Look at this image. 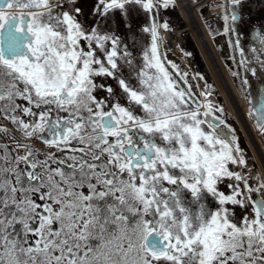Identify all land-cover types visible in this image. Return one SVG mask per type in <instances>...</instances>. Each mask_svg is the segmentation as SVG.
<instances>
[{
  "label": "snow or ice",
  "instance_id": "snow-or-ice-1",
  "mask_svg": "<svg viewBox=\"0 0 264 264\" xmlns=\"http://www.w3.org/2000/svg\"><path fill=\"white\" fill-rule=\"evenodd\" d=\"M253 2L198 7L264 138ZM170 6L0 0V264H264V168L169 58Z\"/></svg>",
  "mask_w": 264,
  "mask_h": 264
},
{
  "label": "bare ground",
  "instance_id": "bare-ground-1",
  "mask_svg": "<svg viewBox=\"0 0 264 264\" xmlns=\"http://www.w3.org/2000/svg\"><path fill=\"white\" fill-rule=\"evenodd\" d=\"M204 1H208L210 3L213 2V0H202L201 3H203ZM176 2L178 8L181 10L183 17L187 21L188 30L191 32L206 65L213 72L212 74L216 79V82L222 92L223 98L227 106L229 107L230 111L233 112V115L235 114L238 121L240 122L247 136V140L253 149V153L257 163L260 165V167L264 168V151L262 149L263 147H261V151L257 138L255 137L256 139H254L251 134L247 131L245 124L246 120L244 119L243 115L244 105L242 99L240 97H236V107L235 104H233V100H235V98L231 97L232 87L231 81L228 79L229 75L227 73V70L223 69L222 60L219 58L217 51L213 47L212 40L208 34L207 29L205 28L204 24H202L200 14L197 9L198 4L195 3L194 0H176ZM171 25L172 23H170V26ZM176 33L179 34L180 31H176ZM173 35L174 30L172 27L171 30H168L166 32V37L170 39V43L172 45L176 44V41L173 39ZM182 49L183 47L178 46V48H175L173 52H175L176 56L181 57ZM232 96L234 97V95Z\"/></svg>",
  "mask_w": 264,
  "mask_h": 264
},
{
  "label": "rangeland",
  "instance_id": "rangeland-1",
  "mask_svg": "<svg viewBox=\"0 0 264 264\" xmlns=\"http://www.w3.org/2000/svg\"><path fill=\"white\" fill-rule=\"evenodd\" d=\"M200 17H201V21L202 24H204L205 28L207 29L205 23H204V17H212L214 15L215 12L218 11V9H212V8H205L204 9V15H201V10H198ZM160 15L163 18H166L169 20V22H176V27L184 29L185 32L182 36V38L178 39L176 41V44L174 45V48H178V45H180L181 47L184 48L185 53H191V55H186V57H181L182 60H186L190 65H192V68L194 69V73L195 72H199V73H203L204 77L210 82V83H214L216 88H217V92H219L220 96H221V100L223 101V103H225L224 99H223V95L222 92L216 82L215 77L213 76V72L212 70L206 65L200 50L191 34V32L188 30V24L187 21L185 20V18L183 17L181 10L178 9L176 2H175V6H170L167 10H162ZM209 34V33H208ZM222 41V37L220 38ZM212 40V39H211ZM212 44L213 47L215 48V50L217 51V54L219 56V58L222 60V67L225 70L226 69V65L224 64V59H223V55L221 53V51L217 48L216 46V42H214L212 40ZM226 50V49H225ZM171 55V54H170ZM195 79L199 80L200 85L201 83H203V80L200 79L199 77H196Z\"/></svg>",
  "mask_w": 264,
  "mask_h": 264
},
{
  "label": "flooded vegetation",
  "instance_id": "flooded-vegetation-1",
  "mask_svg": "<svg viewBox=\"0 0 264 264\" xmlns=\"http://www.w3.org/2000/svg\"><path fill=\"white\" fill-rule=\"evenodd\" d=\"M261 7H264V5L261 4V0H254V2H253V11H254V13H255L256 11H258ZM226 50H227V49H226ZM226 70H227V67H226ZM227 73H228V75H229V78H228V79L231 81V87H232L231 92H232V95H234V97H233L232 95H231V97H232V98H235V100H233V104H235V107H236V102H237L236 97H240V98L242 99V101H243V105H244V106H243V115H244V113H245V111H246V105H245V103H244V100H243V98L240 96V93H239V91L237 90L236 83L234 82V80H233L231 74L228 72V70H227ZM200 86H201V88H202V87H203V83H201ZM212 99H213V100H218L220 103H223V101L221 100V96H220L219 92H217V88H216V92L214 93ZM223 99H224V98H223ZM224 101H225V100H224ZM231 102H232V101H231ZM223 104H225L226 110H227L229 113H231L232 116H235V114L233 115V112L230 111V109H229V107L227 106L226 102L223 103ZM235 117H236V116H235ZM244 119L246 120L245 124H246L247 131L251 134V136H252L254 139L257 138L260 149H261V147H263L262 149H263V151H264V138H262V137L260 136V134H259V133L255 130V128L252 126V122H251L250 119L246 118L245 116H244ZM229 122L233 123L234 126L237 127V129H238V133H239V135H240V137H241V143H242V146L246 147V149L248 150V154H249V157H250V162H252L251 158H253V157L255 158L254 153H253V149H252L251 145L249 144V142H248V140H247V136H246V134H245V132H244V130H243V128H242L240 122L238 121V119H236V120H232L231 118H229ZM255 137H256V138H255ZM253 141H254V140H253ZM255 141H256V140H255ZM260 145H261V146H260ZM262 149H261V151H262ZM255 161H256V159H255ZM256 162H257V161H256Z\"/></svg>",
  "mask_w": 264,
  "mask_h": 264
},
{
  "label": "built area",
  "instance_id": "built-area-1",
  "mask_svg": "<svg viewBox=\"0 0 264 264\" xmlns=\"http://www.w3.org/2000/svg\"><path fill=\"white\" fill-rule=\"evenodd\" d=\"M171 28H172V27L170 26L168 30H171ZM168 30H167V31H168ZM174 32H175V31H174ZM165 38L168 39V38L166 37V33H165Z\"/></svg>",
  "mask_w": 264,
  "mask_h": 264
}]
</instances>
